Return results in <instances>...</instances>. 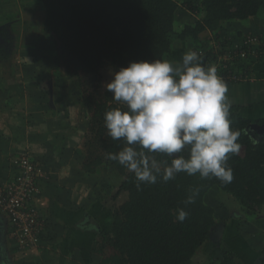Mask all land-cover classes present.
Wrapping results in <instances>:
<instances>
[{"label": "trees", "instance_id": "trees-1", "mask_svg": "<svg viewBox=\"0 0 264 264\" xmlns=\"http://www.w3.org/2000/svg\"><path fill=\"white\" fill-rule=\"evenodd\" d=\"M35 1L44 12L43 33L57 52V70L62 79L76 81L74 92L89 113L81 143V170L90 179L107 164L120 177V183L110 194L103 193L101 198L96 194L93 207L88 208V215L97 224L89 225L94 233L87 235L84 229L83 237L78 236L71 243L62 241V249L53 250L52 239L46 236L45 222L37 250H51L65 257L71 249L68 254L72 252L74 257L68 264H75L76 260L79 264H195L194 258L212 239L217 224L231 217L226 205L219 213L205 203L204 197L210 188L215 187L231 197L239 212L248 215L261 212L264 139L256 141L248 133L251 122L240 114L243 103L229 99L230 127L240 133L237 143L244 152L241 156L230 154L228 165L234 175L231 182L223 183L215 177L201 179L198 174L189 176L181 172L167 182L158 177L156 184L140 183L137 188L139 182L135 175L117 161L108 159L109 153H118L125 144L123 140H113L104 126L105 112L117 104L107 101L102 86L106 70L114 73L130 62L165 60L177 42L190 44L188 50L196 51L206 65L215 66L222 78L234 74L248 77V80L223 79L230 89L262 82L264 79L258 77L261 76L259 68L264 66V57L260 54L264 35L246 34L240 29L229 31L227 37L221 38L219 31L226 25L232 28L233 22L264 18V0H185L183 5L187 11L195 18L199 16L179 28H176L178 0ZM7 24L0 28V38L9 44L12 36L7 33ZM206 33L213 35L206 37ZM246 36L256 37L260 42L258 58L242 56ZM9 56L8 49L0 44V62ZM252 76L254 79L250 81ZM258 123H264V117ZM194 188H199L196 202L186 205L185 200ZM102 207L106 208L105 212ZM179 208L189 212L182 223L176 220ZM14 247L12 251L23 255L22 258L27 256V251ZM217 264L243 263L235 253L226 251Z\"/></svg>", "mask_w": 264, "mask_h": 264}, {"label": "rangeland", "instance_id": "rangeland-1", "mask_svg": "<svg viewBox=\"0 0 264 264\" xmlns=\"http://www.w3.org/2000/svg\"><path fill=\"white\" fill-rule=\"evenodd\" d=\"M184 1L178 0L180 6L177 10L176 28L184 23L192 22L199 16L198 14L196 18L192 16L183 5ZM14 4H16L14 11L10 7L2 9L0 4V26L7 22V33L12 36L9 44H6L5 40L0 42L10 53L6 61L0 62V123L5 125L2 135L4 149L0 164H6L5 160L7 161L8 158L11 160L19 154H27L37 163L51 161L57 178L53 180L61 189L57 193L56 202L62 205L67 201L69 204V199L73 198L77 201L75 210L78 211L77 214L79 212L82 214V209L87 218L88 208L93 207L92 204L96 200L95 195L101 198L103 193L104 195L110 194L111 189L120 183V177L107 164L102 165L94 177L87 179V176H84L81 170V143L88 125L89 113L79 102L78 93L74 92L77 83L73 80L62 79V74L57 70V52L50 38L43 33L44 12L39 9L40 5L35 0H16ZM27 8L38 10L39 13ZM5 18L9 19L5 21ZM233 23L232 28L226 25L220 29L221 38L227 37L226 34L229 31L238 30V23ZM248 24V21L244 22V26ZM210 34L212 33L204 35L208 37ZM185 44L187 43L174 44L175 48L170 55L165 57V60L180 61L183 54L191 47L190 44L188 46ZM104 75L102 93L109 103H115L112 101L113 94L105 87L113 78L112 73L106 70ZM236 94L239 96L240 92ZM240 114L247 117L250 122L254 121L261 128L258 133L253 129L248 131L251 137L256 141L264 139V123H258V119L264 117V104L257 105L254 109L243 108ZM8 130H14L15 133H10ZM10 141L13 145H18V148L5 144ZM9 148L11 151L8 150ZM243 153V147H240L238 155L241 156ZM204 200L205 203L213 205L219 213L226 205L229 216L242 217L232 198L215 187L208 190ZM91 209L90 211H93ZM105 210L104 207L102 211L105 212ZM72 213H70L72 216L76 214V212ZM81 218L78 225L83 226V230H87V233H94L93 227L88 225L91 217L86 220ZM72 219L75 221L74 217ZM236 224L234 223L233 227L237 229ZM2 226H4L5 239L9 240L5 242L6 252L0 251V257L3 261L5 260V264H44L39 258L35 262L31 257L25 259L26 257L22 258L23 255L18 254L17 251H12L15 247L10 240L11 233L6 230L5 220L0 217V227ZM223 233L218 223L212 239L202 246L194 258L195 264H217L221 261L223 252L227 251L225 249L238 251L233 246V242L228 240L232 235L230 231ZM221 242L225 243L224 247ZM1 246L0 235V248Z\"/></svg>", "mask_w": 264, "mask_h": 264}, {"label": "clouds", "instance_id": "clouds-1", "mask_svg": "<svg viewBox=\"0 0 264 264\" xmlns=\"http://www.w3.org/2000/svg\"><path fill=\"white\" fill-rule=\"evenodd\" d=\"M112 77L105 87L117 107L105 112L104 126L125 147L108 159L133 173L137 188L156 184L158 177L167 182L181 172L233 180L228 160L240 151V133L230 127L228 87L215 66L188 50L178 62H130ZM198 195L199 188L191 189L185 204H194ZM188 216L184 208L177 209L179 222Z\"/></svg>", "mask_w": 264, "mask_h": 264}, {"label": "crops", "instance_id": "crops-1", "mask_svg": "<svg viewBox=\"0 0 264 264\" xmlns=\"http://www.w3.org/2000/svg\"><path fill=\"white\" fill-rule=\"evenodd\" d=\"M4 1L5 0H2L0 3L2 9L3 7H10L11 10L13 9L14 11V5H16L14 4V2L16 0H7L5 1V3ZM27 9L39 13L38 10H33L29 8ZM7 19L9 18H5V21ZM245 21L249 22L248 26H244ZM245 21L237 22L238 24L236 23L238 30L241 29L246 34L262 36L264 35V18H251ZM2 25L0 26V28L2 27ZM259 69H261V73H259V75L261 76L258 78L264 79V66L261 65ZM263 89L264 80H262V82L254 83L251 85H244L243 87H235V89L228 88L227 95L232 102L243 103L245 105L244 108H250L249 105H252L253 108L250 109H254L255 106L264 104ZM238 92H240L239 96L238 94H236ZM251 124H255L254 121H252ZM4 127L5 125L0 123V157H2L4 149V137L2 136L4 132ZM256 130V133H258V128H256ZM8 131L10 133H15L14 130ZM5 144H11L12 146L18 148V145H13L11 141L6 142ZM8 150L11 151V148H9ZM4 158L5 157H3V159ZM5 163L6 164L4 165L2 163L0 164V180H4L8 176H12V174L14 173V170L10 165L9 158L7 159V161L5 160ZM39 164L42 165V167L45 169L46 177L44 178V180L39 182V194L36 197L35 205L40 211L42 217L45 219V222L47 223L46 236L52 239V242L50 243H52L53 245V250H56L55 248H57V250L59 251L58 248L62 249L63 247V245H61L62 241H64V244L67 242L71 243L73 241H76L78 236H84V227H81V225L79 226L78 222L81 217L86 220L90 216L88 215L86 218L85 214H83V210H81L82 214H80V212L79 214H77L78 211H75L77 208V201L73 198L69 199V204L67 201H65L62 205L59 202H56L57 193H59L61 189L58 183L54 182V180H57L55 175L56 171L54 169L55 167L52 166L53 163L51 161H46L43 163L39 162ZM82 178L83 174L81 175V179ZM72 212H76V214H74V216L70 215V213L73 214ZM241 216L242 217L239 218L237 216L233 217L232 215L225 222H220L222 232H224L223 234L230 231L232 235L230 236L231 238L228 240L232 241L233 246L238 249L237 252L235 250H230L229 248L225 250L232 251L233 253H235L243 264H264V209H262L259 214L248 215L245 212H241ZM0 217L5 220L6 230L10 232L9 224L6 217L2 214L0 215ZM73 217L75 218V221L72 219ZM234 223H237V229L233 227ZM0 228H2L0 229L2 242L0 251H5V242H9V240L5 239L6 237L4 232V226ZM87 235H90V233H87ZM10 240L14 244L12 238H10ZM221 245L222 247H224L225 243L221 242ZM10 247H12V245ZM47 250L49 249L47 248ZM69 251H71V249L67 250V254L65 255V257H59L60 255L57 254V252H51V250L44 252L42 249H33L31 251H27V256L25 259L31 257L32 260L37 262V258H39L41 261L44 262V264H68L71 263L72 257H74V254L72 255V252L71 254H68ZM76 251L78 252V254H80L78 250ZM4 262L5 260L3 261V259L0 257V264H5ZM74 262L75 264H79V260H76Z\"/></svg>", "mask_w": 264, "mask_h": 264}, {"label": "built area", "instance_id": "built-area-1", "mask_svg": "<svg viewBox=\"0 0 264 264\" xmlns=\"http://www.w3.org/2000/svg\"><path fill=\"white\" fill-rule=\"evenodd\" d=\"M242 56L258 58L260 42L256 37L246 36L243 40ZM264 57V46L261 51ZM248 77L227 75L223 79L240 80ZM254 77H249L252 81ZM14 173L7 180L0 181V214L10 225L11 238L21 252L37 249L39 237L44 231L45 220L35 205L39 194V182L46 177V171L27 154H19L10 162Z\"/></svg>", "mask_w": 264, "mask_h": 264}, {"label": "water", "instance_id": "water-1", "mask_svg": "<svg viewBox=\"0 0 264 264\" xmlns=\"http://www.w3.org/2000/svg\"><path fill=\"white\" fill-rule=\"evenodd\" d=\"M256 128H258V131H260L261 130V128L258 126V125H256V124H249L248 125V131H250V130H256ZM249 133V132H248ZM250 134V133H249ZM251 135V134H250ZM88 224H90V225H92V226H97V224H96V222L93 220V219H89L88 220Z\"/></svg>", "mask_w": 264, "mask_h": 264}, {"label": "flooded vegetation", "instance_id": "flooded-vegetation-1", "mask_svg": "<svg viewBox=\"0 0 264 264\" xmlns=\"http://www.w3.org/2000/svg\"><path fill=\"white\" fill-rule=\"evenodd\" d=\"M1 40H2V39L0 38V42H1Z\"/></svg>", "mask_w": 264, "mask_h": 264}]
</instances>
